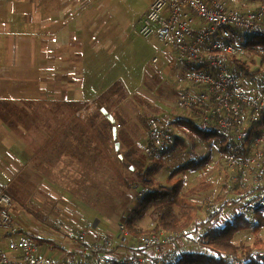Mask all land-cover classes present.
<instances>
[{
    "label": "crops",
    "instance_id": "1",
    "mask_svg": "<svg viewBox=\"0 0 264 264\" xmlns=\"http://www.w3.org/2000/svg\"><path fill=\"white\" fill-rule=\"evenodd\" d=\"M152 1H143L139 28ZM129 2L0 0V186L12 198L9 212L20 230L18 237L37 244L41 257L61 262L66 258L72 260L68 262L90 261L92 257L75 245L81 231L88 243L100 235L113 239L115 247L121 248L112 254L115 260L127 255L133 245L124 244L118 226H109L98 215L102 222L99 224L95 209L83 211L80 204L84 203L73 200L68 205L66 201L61 203L59 194L57 197L38 182L43 176L50 177L48 171L53 169L60 175V161L52 165L48 162L56 150L45 152L49 146L46 149L42 146L44 142L51 143L55 124L65 125L68 111L80 113L82 107L92 109L90 105L95 100L90 86L96 91V80L101 78L97 62L112 55L115 44L128 28L123 5L128 6ZM152 40L156 50L158 43ZM160 72L164 79L161 69ZM78 118L74 117V121ZM61 133L63 142L57 146L56 157L63 160V174L65 157L76 158L81 150L73 148L74 143L80 146L79 135L65 142L64 127ZM59 134L57 128V141ZM49 194L58 200L46 198ZM65 211L72 213L71 223H66L65 216L59 213ZM5 241L0 231L3 250ZM185 247L178 240L175 245L165 247L163 253L147 250L145 254L157 258L165 252L183 254Z\"/></svg>",
    "mask_w": 264,
    "mask_h": 264
},
{
    "label": "built area",
    "instance_id": "2",
    "mask_svg": "<svg viewBox=\"0 0 264 264\" xmlns=\"http://www.w3.org/2000/svg\"><path fill=\"white\" fill-rule=\"evenodd\" d=\"M258 1L256 8L241 14L232 9L229 0H153L140 21L138 34L145 40L154 38L158 43L151 64L161 67L164 80L175 94L172 115H186L199 130L228 135L230 142L263 146L264 49L249 47L247 43L234 45L243 35L264 38V0ZM244 65L249 70H258L246 74ZM171 123L161 121L146 131L144 157L165 152L176 134ZM227 151V166L241 183L247 181L245 175L250 170L245 168L248 167L256 170L253 184L264 176L263 149L242 162L236 158L232 144ZM11 206L12 198L0 186V231L6 238V251L0 245V264H152L172 261L181 255L180 251H174L158 258L149 257L145 251L163 253L165 247L175 245L181 238L163 232L132 238L119 224L122 242L133 245L127 255L117 260L104 253L113 245V239L100 235L88 243L84 231L77 242L85 253L91 254L90 261L65 263L44 258L36 245L18 237L20 230L11 218Z\"/></svg>",
    "mask_w": 264,
    "mask_h": 264
},
{
    "label": "trees",
    "instance_id": "3",
    "mask_svg": "<svg viewBox=\"0 0 264 264\" xmlns=\"http://www.w3.org/2000/svg\"><path fill=\"white\" fill-rule=\"evenodd\" d=\"M242 69L246 74L258 70H249L246 65ZM117 86L115 84L97 98V103L108 114V107L114 108L125 100L123 95L116 97ZM95 118H101L108 130L111 128L100 110ZM140 119L148 130L151 118ZM171 124L176 134L168 148L151 158L144 157L134 141L126 139L124 142L119 130L118 139L126 145L125 151L118 153L112 149V154L106 153L104 137L97 129H92L93 123L81 125V140L86 138L84 135L88 130L94 134L93 150L109 180L128 191L142 194L124 209L120 224L132 238L164 232L181 238L187 247L192 245L172 261L152 264H264V207L255 204L264 196V176L259 177L257 183L248 182L256 175V170L248 167L245 168L250 170L245 175L247 181L241 183L226 163L231 144L240 162L258 150H264V145L230 142V136L199 130L194 122L176 120ZM86 139L89 145L91 141ZM235 169L240 172V168ZM222 170L224 175L221 173L222 179L218 183L213 176ZM217 191L219 193L214 196ZM199 213L204 215L201 219ZM145 221L152 224L151 229L141 226ZM194 246L199 249L194 250Z\"/></svg>",
    "mask_w": 264,
    "mask_h": 264
},
{
    "label": "rangeland",
    "instance_id": "4",
    "mask_svg": "<svg viewBox=\"0 0 264 264\" xmlns=\"http://www.w3.org/2000/svg\"><path fill=\"white\" fill-rule=\"evenodd\" d=\"M143 1L144 0H130L128 6L123 5V15L128 19L129 25L128 28L125 29L123 35L118 39V44H115L116 46L113 48L112 55L105 60L97 62V68L100 71L101 78H97L96 80L98 86L96 91H94L92 85L90 86L92 90L91 94L94 95L93 101L95 100V102L90 105L92 109L89 110L88 108L82 107L81 112H76L77 114L68 111L65 125L57 126L55 124L54 134L50 135L51 143L47 144V142H44L42 146L44 149L49 146L45 152L51 151L52 149L56 150L49 158L48 162L52 165L56 164L57 160L60 161V175L53 169L48 171L50 177L43 176L38 182L46 186L53 194H57V197L59 194L61 203L66 201L68 205V202L73 200V203H84L80 204L83 211L89 210L90 208L95 209V215L99 224L102 223L99 216H102L109 222V226L114 228L121 223V214L124 212V209L128 207V204L131 203L130 201L136 198L135 192L128 191L109 180L105 167L100 166L95 156L96 154L93 148L96 138L92 132L89 133V130L84 137L90 139V144L88 145L86 138L81 140V137L78 143L80 146L73 142V148L75 150H81L80 156L76 158L65 157L63 174L61 169L63 160L56 157L58 151L57 146L63 142L61 139L63 127L65 129L64 138L66 139L64 141L66 142L69 137L80 136L77 132H79L81 125H92L93 123L92 129L94 127L97 129L99 135L104 137L102 140H104L103 145L104 148H106V153L110 152L112 154L111 151L112 149L114 150L115 142L119 144L118 153H123L125 151L126 145L119 142L118 130L124 142H126V139L134 141L140 152H142L143 140L147 134L146 131L149 130L151 125L166 120L170 122L176 120L193 122V120L186 115L171 114L175 94L169 83L162 78L160 72L161 67L151 64V59L155 56V42L152 39L145 40L138 34L139 19L144 9ZM229 2L235 12L244 14L256 8V4L259 1L229 0ZM246 43L249 47L252 46L255 49H264V38L261 37H248L243 35L235 40L234 45H245ZM115 84H118V94L116 97L118 98L120 95H123L125 100L114 108L108 107L109 113L114 117L115 121L117 120L115 122L117 138L113 140L111 131L112 125L108 130L102 121H100L101 118L98 120L95 116L97 111H101L102 109V105L97 103L96 97L102 95ZM78 116L79 118L74 121V117L77 118ZM140 118H151L148 130H146V124L144 125ZM57 128L60 129L59 141H57ZM82 129L85 131L84 128ZM72 133H75V135H70ZM55 167L57 168V166ZM209 169L212 172V168L209 167L208 170ZM228 172L230 173V171ZM221 173H223V170L221 172L217 171L213 176L218 183H220L222 179ZM54 181L58 184L57 186L63 190L57 189V186L53 185L55 184ZM249 181L251 183L254 182L253 179H249L248 182ZM255 182L257 183L258 181ZM218 193L219 191H217L214 196H217ZM44 197H46V195H44ZM57 197L49 194L46 198L50 200L57 199ZM47 201L46 199V202ZM255 204L264 207V196L256 201ZM59 213L65 216L66 223H71L70 218L72 213L69 211ZM203 216V214L199 213V218ZM141 226L146 230L152 228V224H147L146 221L142 222ZM80 233H78L77 238ZM77 238L75 239V245H78L79 249L85 253L76 241ZM67 239L68 238H66V240ZM247 240H250V238L247 237ZM180 241L185 244L182 239H180ZM33 244L38 247L37 244ZM116 244L117 243L114 241L111 248L105 250V255L110 256L117 250L120 251L121 248H116ZM189 247H192V245H189ZM189 247H185L184 252L188 251L190 249ZM193 249L197 250L199 247L194 246ZM86 254L88 256L91 255L89 253ZM72 255L75 259L77 258L74 256L76 254ZM50 256L52 257L53 254ZM64 261L66 263L72 260L66 258Z\"/></svg>",
    "mask_w": 264,
    "mask_h": 264
},
{
    "label": "water",
    "instance_id": "5",
    "mask_svg": "<svg viewBox=\"0 0 264 264\" xmlns=\"http://www.w3.org/2000/svg\"><path fill=\"white\" fill-rule=\"evenodd\" d=\"M101 113L106 117V119L110 122V124L112 125V138L113 140H116L117 138V128H116V125H115V120L113 118V116L111 114H108V112L105 110V109H101ZM119 148V144L117 142H115L114 144V149L115 151H117ZM121 158V156H119Z\"/></svg>",
    "mask_w": 264,
    "mask_h": 264
}]
</instances>
